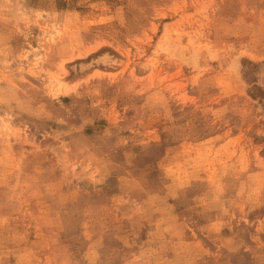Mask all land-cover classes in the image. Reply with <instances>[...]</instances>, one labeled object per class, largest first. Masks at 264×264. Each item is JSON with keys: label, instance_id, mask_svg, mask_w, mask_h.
<instances>
[{"label": "rangeland", "instance_id": "374dc122", "mask_svg": "<svg viewBox=\"0 0 264 264\" xmlns=\"http://www.w3.org/2000/svg\"><path fill=\"white\" fill-rule=\"evenodd\" d=\"M0 264H264V0H0Z\"/></svg>", "mask_w": 264, "mask_h": 264}]
</instances>
